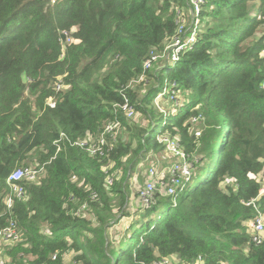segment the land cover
<instances>
[{
    "label": "trees",
    "instance_id": "obj_1",
    "mask_svg": "<svg viewBox=\"0 0 264 264\" xmlns=\"http://www.w3.org/2000/svg\"><path fill=\"white\" fill-rule=\"evenodd\" d=\"M193 5L0 0V230L13 219L20 232L0 264H67L69 254L73 264L174 256L182 264H264V238L257 244L249 226L257 212L246 204L264 186V0H202L192 46L130 87L151 52L180 35L186 15L191 32ZM173 82L175 98L156 100ZM126 99L133 117L121 107ZM116 121L103 155L70 142ZM61 133L69 138L55 143ZM165 137L185 157L168 152ZM160 149L174 164L187 162L190 176L173 195L157 183L149 207L138 191L133 211L130 177ZM26 166L43 170L8 208V177ZM256 202L264 214V194Z\"/></svg>",
    "mask_w": 264,
    "mask_h": 264
},
{
    "label": "built area",
    "instance_id": "obj_2",
    "mask_svg": "<svg viewBox=\"0 0 264 264\" xmlns=\"http://www.w3.org/2000/svg\"><path fill=\"white\" fill-rule=\"evenodd\" d=\"M194 4V8L196 10V15L193 19V25L191 27V32L187 35V28L185 24V20L182 19L179 26V33L175 39L172 40L162 52L152 51L150 56L144 62V73L133 79L130 83V87H134L135 85L146 81V73L145 71L150 69L155 62L160 59L169 60L170 63L175 64L179 60V55L181 50L192 46V44L196 40V33L198 32V27L200 25L198 13L201 9L202 0H191ZM65 35L67 36V42L72 41V37L68 32L65 31ZM264 87V82L262 84ZM177 84L173 82L171 86L167 84L163 87L162 92L158 95V97L163 95H169L170 98H175L177 95L176 91ZM62 88V84L59 83L57 85V90ZM175 94V95H174ZM123 110L127 113L129 117H133L135 115L134 108L129 104L128 100L121 105ZM118 121L114 123L107 124L104 129L100 132L99 136L93 137L91 134H88L84 139H77L71 141V144L80 146L86 149L90 154H105L106 151H109L107 148L108 140L107 137L109 134H113L115 128L118 125ZM199 134V133H198ZM68 139L69 137L65 133H61V139L56 140L55 143H59L62 139ZM163 144L168 147L169 151H172L176 155H180L185 157L184 152L180 149V144L178 141L165 137L160 139ZM60 150V148L58 149ZM43 170V168H37L35 166H26L17 168L13 171L8 177L9 184V195L6 200V204L8 208H11L15 198H23L25 196V188L23 186L24 181H33L37 178L39 173ZM170 173V180L168 183H173V186L169 187L168 190H164L167 187V182L165 180L166 176L157 177V170L154 166H151L147 170V175L149 179L143 185V187L139 190V198L142 200L145 207L151 206L154 203V191L157 188L158 184L160 185L161 190H164L170 195L176 193V186L180 184L181 179L185 177L188 179L190 176V168L187 162H184L183 165L173 164L167 174ZM108 185H113L114 179L112 177L107 178ZM264 194V186L260 190V194L258 197L252 199L247 202V205H253L256 209L257 216L250 221L249 226L254 231L253 239L257 244H260L264 238V214L260 211L256 200L260 198V196ZM20 238V232L17 229V225L15 221L12 219L10 223L0 230V255L3 252L5 246L10 245L11 243L18 241ZM56 258V255L53 257ZM176 263H179L178 260H175ZM155 264H174V258H164L160 261L155 262Z\"/></svg>",
    "mask_w": 264,
    "mask_h": 264
},
{
    "label": "rangeland",
    "instance_id": "obj_3",
    "mask_svg": "<svg viewBox=\"0 0 264 264\" xmlns=\"http://www.w3.org/2000/svg\"><path fill=\"white\" fill-rule=\"evenodd\" d=\"M182 19H185L186 22L189 23L188 15H186V18H182ZM142 90L143 89L138 90L140 91V94L144 93V91ZM161 97L162 96L157 97L156 100ZM167 151L169 152L168 149ZM167 151L165 149H160L158 151H155L154 153L151 152L149 156L144 157L143 160H141V162L138 163L136 167L137 170L133 171V174L130 177L131 194H130V199H129L130 201L129 208L132 207L131 210L136 211L141 206L138 200V191L140 188V183H142V181H144V179L147 177L148 168L151 166H154V168L157 170V173H158L157 177L159 176L161 177V176H166L170 167L172 166V164H174L173 163L174 161H171L172 160L171 154L168 153ZM121 174H122V170H120L117 176H120ZM161 191L165 192L164 190H161ZM126 224H127V219L123 218L121 220V223L118 225V228L122 229ZM66 259H67V264H73L75 262L74 258L72 259V256L70 254L66 256ZM174 264H177L175 259H174Z\"/></svg>",
    "mask_w": 264,
    "mask_h": 264
},
{
    "label": "clouds",
    "instance_id": "obj_4",
    "mask_svg": "<svg viewBox=\"0 0 264 264\" xmlns=\"http://www.w3.org/2000/svg\"><path fill=\"white\" fill-rule=\"evenodd\" d=\"M171 258H172V257H171ZM173 258H174L175 260H178V261H179V263H177V264H182V263L180 262V259H179L178 257L174 256ZM198 260L202 261L201 259H198ZM198 260H197V261H198ZM197 261H196V262H197ZM196 262H194V263H187V264H196ZM202 262H203V261H202ZM203 264H204V262H203Z\"/></svg>",
    "mask_w": 264,
    "mask_h": 264
},
{
    "label": "crops",
    "instance_id": "obj_5",
    "mask_svg": "<svg viewBox=\"0 0 264 264\" xmlns=\"http://www.w3.org/2000/svg\"><path fill=\"white\" fill-rule=\"evenodd\" d=\"M196 264H203V262L200 261V260H198V261L196 262Z\"/></svg>",
    "mask_w": 264,
    "mask_h": 264
}]
</instances>
